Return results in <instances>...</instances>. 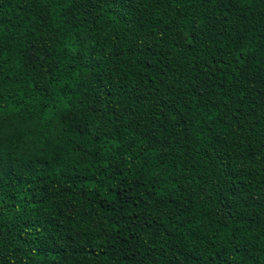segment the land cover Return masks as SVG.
I'll return each instance as SVG.
<instances>
[{"label":"trees","instance_id":"16d2710c","mask_svg":"<svg viewBox=\"0 0 264 264\" xmlns=\"http://www.w3.org/2000/svg\"><path fill=\"white\" fill-rule=\"evenodd\" d=\"M0 264H264V0H0Z\"/></svg>","mask_w":264,"mask_h":264}]
</instances>
